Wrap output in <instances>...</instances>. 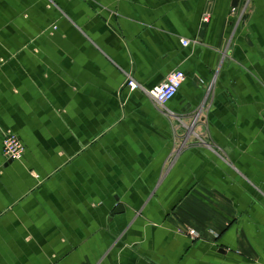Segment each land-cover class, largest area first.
<instances>
[{
	"label": "crops",
	"instance_id": "0c3cea01",
	"mask_svg": "<svg viewBox=\"0 0 264 264\" xmlns=\"http://www.w3.org/2000/svg\"><path fill=\"white\" fill-rule=\"evenodd\" d=\"M231 2L0 0V264H264V0ZM177 69L168 114L125 85Z\"/></svg>",
	"mask_w": 264,
	"mask_h": 264
},
{
	"label": "built area",
	"instance_id": "2783aa9c",
	"mask_svg": "<svg viewBox=\"0 0 264 264\" xmlns=\"http://www.w3.org/2000/svg\"><path fill=\"white\" fill-rule=\"evenodd\" d=\"M249 12V3L246 2L244 7L240 10L238 7L232 8V15L239 14V22H243L245 16ZM207 20V17H205ZM184 45H189V41H184ZM186 80V74L182 70H174L168 74L166 79L155 86L152 89H145L138 81L135 80L130 74L126 76L125 85L130 90H142L146 95H148L159 107V109L165 113H169L167 103L172 100L175 95L178 93L179 89ZM26 151V147L15 132H7L3 139V156L7 162L18 161L20 160ZM177 233L189 237L191 239H199L202 237L201 233L196 229L188 226L182 225L177 229Z\"/></svg>",
	"mask_w": 264,
	"mask_h": 264
},
{
	"label": "water",
	"instance_id": "95a60500",
	"mask_svg": "<svg viewBox=\"0 0 264 264\" xmlns=\"http://www.w3.org/2000/svg\"><path fill=\"white\" fill-rule=\"evenodd\" d=\"M238 4H239V0H232V2H231L232 8L233 7H237ZM205 26H206V24L204 23L203 27H205ZM121 211H123V207L122 206H118L117 209L115 210V212H117V213L121 212Z\"/></svg>",
	"mask_w": 264,
	"mask_h": 264
}]
</instances>
